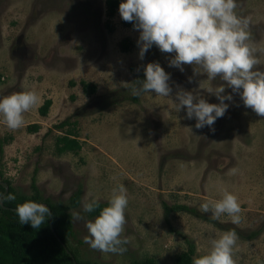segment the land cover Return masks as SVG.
<instances>
[{"label":"rangeland","instance_id":"374dc122","mask_svg":"<svg viewBox=\"0 0 264 264\" xmlns=\"http://www.w3.org/2000/svg\"><path fill=\"white\" fill-rule=\"evenodd\" d=\"M106 2L0 0V57L5 64L0 77L8 76L0 98L24 90L40 96L37 106L24 114L22 128L8 129L0 116V140L9 141L2 161L5 177L20 195L31 197L37 171L41 196L55 204L67 205L81 189V201L68 211L74 234L68 246L81 262L151 259L171 264L188 242L197 257L210 250L212 239L232 230L238 236L236 264H264V118L233 93L214 131L208 126L196 129V120L187 119L186 110L176 111L177 86L219 103L208 89L223 82L194 74L190 65H184L183 72L170 67L174 54L162 53L155 45L141 60L139 31L125 27L118 10L110 18ZM237 3L238 14L250 18L251 43L264 69V0ZM123 40L131 43L128 51L121 48ZM149 62H159L170 74V97L142 93L137 103L104 104L107 94L131 85L135 72ZM81 80L95 85L96 93L85 92ZM225 93L231 89L225 87ZM45 99L51 100V107L42 117L38 107ZM66 119L76 121L82 144L78 153L56 151V138L72 126L63 131L54 125ZM36 123L39 132H28L27 126ZM232 168L237 169L234 175L229 174ZM119 184L126 187L129 201L122 238L130 242L123 254L102 253L84 243L85 223L94 219L86 216L83 205L92 198L107 202ZM225 189L238 197L239 224L227 215L215 220L211 212L200 210L204 202L220 199ZM165 205L186 206L195 213L165 216ZM73 213L84 219H75Z\"/></svg>","mask_w":264,"mask_h":264},{"label":"clouds","instance_id":"9594fccd","mask_svg":"<svg viewBox=\"0 0 264 264\" xmlns=\"http://www.w3.org/2000/svg\"><path fill=\"white\" fill-rule=\"evenodd\" d=\"M237 0H122L119 14L123 21L133 24L139 31V58L155 45L160 52L174 54L169 60L170 67L181 72L184 65L193 66L194 74H205L208 81L217 77L223 82L220 86L209 88L219 103H209L199 92L185 90L177 86L173 100L176 111L186 110V118L195 119V128L213 125L222 118L229 108L225 101L233 100V93L239 95L245 108L251 109L258 117L264 118V69L251 43L249 31L250 18L237 12ZM144 79L136 80L131 88L133 96L142 93H155L157 96L170 97V74L159 62H149L144 68ZM191 82V81H190ZM225 87L231 93H225ZM40 101L35 90L13 92L0 98V116L10 130H18L25 124L24 114L31 111ZM237 172L229 170L230 175ZM11 192L0 193V205L4 201H15ZM127 189L119 184L111 190L107 206L103 207L94 221H86L88 235L84 243L102 253L123 254L124 245L130 242L123 237L126 224L125 211L128 207ZM100 207L96 198L84 203L83 208L91 213ZM204 213L211 212L212 219L222 215L231 218V223L241 222V206L238 197L227 189L221 198L208 200L200 206ZM19 222L40 229L45 219L53 214L42 203L26 201L15 208ZM77 220L84 219L73 213ZM238 236L229 230L210 241V250L193 257L192 264H236L234 255Z\"/></svg>","mask_w":264,"mask_h":264},{"label":"trees","instance_id":"16d2710c","mask_svg":"<svg viewBox=\"0 0 264 264\" xmlns=\"http://www.w3.org/2000/svg\"><path fill=\"white\" fill-rule=\"evenodd\" d=\"M120 3L121 0H107L106 5L110 18L115 16ZM122 24L125 27H133L132 23L123 20ZM130 46L131 43L128 41L123 40L121 42V48L124 51H128ZM133 69L134 68H131L132 72ZM135 70H137V68H135ZM133 76L134 80L131 85L121 91H114L107 94L104 104L114 105L122 101L137 103L138 96H133L131 94V88L137 83L136 80H143L145 78L143 69H138ZM70 83L74 84L73 81ZM80 85L83 90L90 95H94L97 91L95 85L83 82V80L80 81ZM50 106L51 100L46 99L38 110L39 115L46 116ZM69 124L72 128L64 131L63 128L68 127ZM74 126H76V121H72L71 123L70 119H66L54 125L55 129L64 131L62 136L56 138L55 146L58 154L66 152L78 153V151L82 149V144L77 138L78 130L75 129ZM39 128L37 124H32L28 126L27 131L32 134L37 133L39 132ZM50 133L51 131L48 130L45 137ZM7 142L9 141L0 140V193H5V188L1 185V182H6L9 185V192L16 196V200L4 201V203L0 205V264H92L78 260L68 246L69 239L74 236L71 216L68 211L81 201V189H77L73 193L67 205H62L60 203L55 204L50 198H43L41 196L37 185L36 171L31 183L33 195L31 197L20 195L13 186L12 181L5 177L3 172L2 161L4 146ZM29 200L46 205L53 214L50 218L45 219V223L41 225L40 229H33L30 224L22 225L19 222L15 208L18 204ZM105 206H107V202H100V207L91 213L86 212V216L90 219H95V217L99 215L100 210ZM163 207L165 216L178 211L187 212L189 214L195 213L186 206L173 205L168 207L165 205ZM50 227H52L53 232ZM54 234L56 236H54ZM193 255L194 245L188 242L187 249L177 255L171 264H192ZM130 264L155 263L151 259H142L133 261Z\"/></svg>","mask_w":264,"mask_h":264},{"label":"crops","instance_id":"0c3cea01","mask_svg":"<svg viewBox=\"0 0 264 264\" xmlns=\"http://www.w3.org/2000/svg\"><path fill=\"white\" fill-rule=\"evenodd\" d=\"M3 65H5V64H3V58L2 57H0V70H3L2 69V67H3ZM10 74V73H9ZM0 75H1V73H0ZM5 76H6V74H5ZM3 74H2V76L0 77V95H3V93H2V91H3V89H4V87H5V83H4V81L6 82V81H8L7 80V78H8V76H6L5 77ZM3 82V83H2ZM46 100V99H45ZM44 100V101H45ZM43 101V102H44ZM43 104V103H42ZM41 104V105H42ZM41 105L38 107V110H39V108L41 107ZM51 107V106H50ZM39 113V112H38ZM48 114V113H47ZM47 116V115H46ZM42 117H45V116H42ZM38 126H40V124H38V123H36ZM32 125V124H31ZM29 126V125H28ZM28 126H27V128H28ZM39 130H40V128H39ZM38 130V131H39ZM38 133V132H37ZM6 146V145H5ZM5 146H4V152H5Z\"/></svg>","mask_w":264,"mask_h":264},{"label":"water","instance_id":"95a60500","mask_svg":"<svg viewBox=\"0 0 264 264\" xmlns=\"http://www.w3.org/2000/svg\"><path fill=\"white\" fill-rule=\"evenodd\" d=\"M1 185L5 188V191L9 192V185H8V183H6V182H1ZM49 218H50V217H49ZM50 228H51V231L53 232L52 227H50ZM54 236H56V235L54 234Z\"/></svg>","mask_w":264,"mask_h":264}]
</instances>
